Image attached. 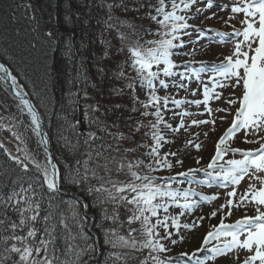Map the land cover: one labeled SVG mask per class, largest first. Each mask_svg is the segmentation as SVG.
<instances>
[{
	"label": "snow or ice",
	"instance_id": "6c2138e0",
	"mask_svg": "<svg viewBox=\"0 0 264 264\" xmlns=\"http://www.w3.org/2000/svg\"><path fill=\"white\" fill-rule=\"evenodd\" d=\"M199 3H206L207 9L217 6L212 0H140L138 3L134 0H98V3L93 0L92 6L104 13V19L97 20L101 36L99 43L103 46L100 59L110 56L112 44L108 34L112 31L119 40L115 52L125 54L124 59L110 69L113 79L120 82L119 87L113 86V92L118 96L128 95L134 105L130 111L143 118L134 120L132 116L127 117L126 123H131L130 131L125 133L119 131L118 120L107 122V111L101 119L95 115L101 111L99 105L89 104L90 123L96 131L83 138L80 147L87 159L77 160L78 167L68 177L73 184L87 182L85 190L93 194L102 207L112 206L110 212L104 209L105 219L111 220L113 225L106 230V243L117 250L110 257L111 264H128L130 252L145 249L148 255L140 264H148L149 258L154 264H181L180 258H187L183 264H192L193 261L194 264H208L241 249L248 253L242 264H264V175H261L264 173V143L255 150L233 148L229 144L242 130L245 143L264 140V137L248 139L250 134L258 135L264 131V0H233L230 8L233 15L229 20L236 14H243L244 18L240 21L242 29L233 26L231 33L190 24L189 20L196 17L189 13ZM21 7L30 9L32 5L25 3ZM218 7L227 10L229 5ZM141 9H147L144 18L156 25L155 29H143V34L140 26L115 14L117 10L139 13ZM203 11L197 6V13L202 14ZM31 19L36 17L33 15ZM192 31L196 32L197 41L208 33H215L220 38L216 41L218 43L234 41L232 54L218 64L200 61L198 68L192 67L191 60L177 62L174 57L186 46L184 37H191ZM144 35L154 38L144 40ZM46 37L50 44L57 39L54 30L48 31ZM96 67L104 76L105 67L99 62ZM0 71L5 74L0 80L5 79L8 69L0 64ZM205 73H211L207 80L202 79ZM85 82L86 78L81 81ZM11 83L16 85L15 76L11 77ZM192 83L197 87L190 88ZM92 86L96 87L95 84ZM229 87L233 89L232 95L236 88L241 89L239 97L226 101L230 106H239L230 126L216 142L215 153L206 166L190 167L175 175H159L183 167L181 149L172 150L183 132L204 124H212L214 130L215 119L186 122V118L204 114L211 117L210 101L221 98L223 93L218 89ZM137 89L143 92L144 99L136 94ZM201 89L202 99H188L189 95L195 97ZM80 91L88 97L87 91L83 88ZM161 91L164 95L160 94ZM180 91L185 95L178 98ZM16 95L30 114L34 131L40 135V115L21 93ZM201 104L205 106L203 113H193L186 107L199 108ZM120 108L121 104L114 105L115 110ZM215 111L230 112V109L217 108ZM149 117L151 119H147ZM114 128L117 130L113 131ZM66 130L74 132L75 124L67 123ZM97 132H103L104 136H98ZM137 133L141 134L140 140L135 139ZM12 134L16 136V133ZM204 135L207 136V132ZM104 137L113 143H108ZM61 139L66 145L76 147L68 137L62 135ZM166 146H169L168 151H163ZM192 147L199 151L201 144L187 140L183 145L185 150ZM229 153L233 157L239 154L242 158L225 159ZM8 156L15 167L0 173V264H90L96 249L93 243L87 242L84 218L76 211L75 205L61 207L64 202L57 203L55 199V194L62 190L63 179L58 164L48 156L45 164L33 160V168H30L26 162L29 160L27 154L23 159L10 153ZM201 161L202 158H197L196 164H201ZM100 171L104 175H100ZM200 173L204 178L196 179ZM246 176L256 181L259 187L257 183H250L240 195L239 202L234 204L231 198L237 196L236 186ZM184 183L188 187L179 186ZM193 183L197 186L231 187L232 191L226 193V202L212 211L210 218L225 208L228 212L219 225L212 226L200 248L190 254L181 253L178 259L162 258L160 254L171 251L162 241L175 245L174 233L182 241L181 229L199 227L204 219L200 216L191 223L182 224L180 217L185 213L191 214L201 203H211L219 198L216 194L207 196L197 192L192 187ZM197 196L199 200L194 199ZM247 204L254 206L255 215H245L231 224L224 222L226 216L232 215L233 207ZM173 208L181 210L178 215L169 211ZM121 209L127 213L125 220L120 219ZM122 229L126 234H122ZM198 253H204L203 258Z\"/></svg>",
	"mask_w": 264,
	"mask_h": 264
},
{
	"label": "trees",
	"instance_id": "16d2710c",
	"mask_svg": "<svg viewBox=\"0 0 264 264\" xmlns=\"http://www.w3.org/2000/svg\"><path fill=\"white\" fill-rule=\"evenodd\" d=\"M96 2L98 3V0ZM129 2H133V0H129ZM134 2L138 3L140 0H134ZM25 3H30L32 7L30 9L21 7ZM92 5L93 0H0V58L10 68L13 75L18 78L39 108L52 143L50 145H55L59 151L57 155L63 177L61 181L62 190L74 193L80 200L75 201L73 198L67 199L55 194L56 202L63 201L61 207L65 204L75 205L76 211L84 218L85 231L88 236L87 242L93 243L96 249L90 264H111L110 257L113 251L117 250L111 249L106 243V230L113 225L111 220L105 219L104 209L110 212L112 206L103 205L102 207L101 202L94 199L93 194L85 190L87 182L85 184H73L68 178L69 173L78 167L77 160L87 159L80 147L83 138L87 137L89 132L96 131V128L91 125L89 117L86 122L87 132L79 131L82 125L79 126L75 123L78 116L77 106L83 102L86 107L85 112L89 116L87 106L89 104L99 105L101 111L95 115L103 119L104 112L107 111V122L112 123L118 120L119 131L125 133L130 131L129 125L131 123H126L127 117L132 116L134 120L143 118L139 116V113L130 111L134 105L128 95L118 96L113 92V86L119 87L120 82L113 79L110 69H114L116 62L122 61L125 54L115 52L119 40L115 38V31H112L108 34V39L111 40L112 44L110 56L108 59H100L103 46L99 43L101 36L100 25L97 20H103L104 13ZM146 11L147 9H141L139 13H124L117 10L115 14L121 19L129 20L140 26L139 30L143 34V29H155L156 27L150 20L144 18ZM33 15L36 17L35 20L31 19ZM134 17L139 18L134 19ZM86 21L87 23H85ZM51 30L55 31L57 39L50 44L46 33ZM153 38L150 35L143 36L144 40ZM112 52L115 54L112 55ZM98 62L105 67L104 76H101L97 71ZM85 78L86 82L81 83ZM93 84L96 87H93ZM82 88L87 91V98L80 91ZM77 93L78 95H76ZM136 94L141 99L145 98L139 89H137ZM160 94L164 95V92L161 91ZM117 103L121 104L119 110L114 109V105ZM147 119H151V117ZM69 122L75 124L74 132L66 130V124ZM116 130L113 129V131ZM62 135L68 137L71 144L76 147L72 148L66 145L65 141L61 139ZM97 135L104 136L103 132H97ZM104 139L108 143H113L108 137H104ZM135 139L140 140L141 134L137 133ZM168 148L169 146H166V149ZM181 158L185 161V155L181 154ZM13 167H15L14 162H11L0 148V173ZM79 167L83 170L82 166ZM180 169V167H176L172 172L164 171L162 173L172 175L179 172ZM100 175H104L103 171H100ZM122 178L123 176H121ZM179 186L188 185L184 183ZM169 211L176 215L181 210L173 208ZM126 215L127 213L121 209L120 219L125 220ZM181 217L188 219L191 214L185 213ZM210 221L207 225L200 223L199 228H202L204 237L212 230L213 225L220 223L217 219ZM133 227H138V225H133ZM124 228H127L126 224ZM121 231L122 234H126L124 229ZM195 234L196 232L193 230L190 235ZM176 240L175 245L168 241H162L171 249V251L164 253L166 255H163L162 258H169V255L175 256L180 251L182 246L180 243L185 242L184 240ZM185 240H190V236H187ZM97 244H99L100 253H98ZM147 255V249L142 252H130L128 264H133L137 257L136 263L140 264V261ZM198 256L203 258L204 253H200ZM178 258L180 257H174V259ZM180 259L181 264L186 260L185 258ZM151 263L153 261L149 258L148 264ZM208 264L217 263L216 261H209Z\"/></svg>",
	"mask_w": 264,
	"mask_h": 264
},
{
	"label": "rangeland",
	"instance_id": "374dc122",
	"mask_svg": "<svg viewBox=\"0 0 264 264\" xmlns=\"http://www.w3.org/2000/svg\"><path fill=\"white\" fill-rule=\"evenodd\" d=\"M214 6L211 9L206 8V3H199L198 5H194L192 8L191 13L189 15H195V19H190L189 23L199 26L201 28H212L216 29L222 32L231 33L233 32L234 28L236 29H242L243 25L240 23L241 20H243V14H236L235 17L231 20H229V17L233 14L231 13V5L233 3V0H212ZM228 4L229 8L227 10H221L218 5H224ZM197 6L201 9H204L203 13H197L196 8ZM213 14H215L213 16ZM212 16V19H208L207 17ZM234 26V28H233ZM191 31V30H190ZM197 34L195 31L191 32V37H186V46L183 48V56H186L189 53L193 52V49H198L197 54H202L201 59H197V61H205L209 64L212 63H220L225 56L231 55L233 48H234V41L227 42L226 44L218 43L216 41H219V37L215 35V33H208L206 36L202 37L199 41H197ZM225 47V48H224ZM193 54V53H191ZM177 62H180V60L175 59ZM186 60V59H184ZM197 66L199 67V62L197 63ZM195 67V66H194ZM211 75V73L204 74L202 79L207 80L208 76ZM197 84L192 83L190 85V88H196ZM218 91H222V96L219 100H212L210 101L209 106L213 109L212 116L209 117L207 114L204 115H195L193 117L186 118V122L190 121L191 119H197V120H209V119H215V127L213 130L212 124H204L199 126H192L188 129L187 132H183V135L180 136V138L177 140L176 145L172 147V150L181 149L182 155H185V161L183 167H180V171H185L187 168L190 167H197L202 168L206 166V164L209 162L211 157L215 153V145L218 139L223 135L225 130L230 126L235 109L239 106L232 105L230 106L226 101L230 98L239 97L241 94V89L236 88L234 90L232 88H226L223 90L218 89ZM24 92L27 93L25 90ZM25 93V94H26ZM28 94V93H27ZM182 97L185 95V93H181ZM29 96V94L27 95ZM32 103L35 105V102L32 100V98L29 96ZM188 99H202V89L200 92L196 94L195 97L188 96ZM189 111L193 113H203L204 112V105L201 104L199 108L193 107V106H186ZM35 108V107H34ZM221 108V109H230V112L225 111H215V109ZM86 107L83 102H81V106H77V114L76 117L77 121H80L76 123L77 125L81 126L82 129L87 132L86 122L88 120V115L86 114ZM40 112V111H39ZM223 117V119H221ZM43 119V117H42ZM175 124L176 121H173ZM85 124V126H84ZM43 125L46 128L45 121L43 119ZM85 127V128H84ZM16 133V136H13L12 133ZM83 132V133H85ZM207 132V136L204 135V133ZM48 133V132H47ZM198 134V135H197ZM17 137H19L17 139ZM259 137H264V131H260L258 135H249V140H257ZM187 140H192L194 143L201 144V149L197 151L194 147L184 149L183 145ZM245 134L242 130L236 135V138L229 141V144L233 148H241L245 150H255L260 147L262 143H264V140H260L259 143H245ZM51 140L49 139V149L52 154L53 162L57 163L58 166L61 168L58 162V155L59 152L57 148H55V145H50ZM0 145L3 147H0L4 154L9 158L8 154L10 153L13 156H18L21 159L24 158V156L27 154L29 156V160L26 161L29 163L30 168H33L32 161H36L40 164H45L47 161V156L43 152V149L40 146V143L37 140V137L34 135V133L24 124L21 114L19 110L17 109V106L15 102L11 99V97L6 93V91L1 87L0 85ZM165 151H168L165 147ZM202 158L201 164H196V159ZM230 158H236L241 159L242 157L237 154L235 157L232 156L231 153H229L228 156L225 157V159ZM12 162V160H11ZM159 175L165 176L168 174L161 173ZM170 175V174H169ZM261 175H264L262 173ZM199 176L203 177V174L200 173ZM250 183H257L254 180H251L249 177L246 178L238 187L236 190L237 196L233 197L234 204L239 202V197L241 194H243L249 187ZM195 184V183H193ZM242 185V186H241ZM202 189V193L211 196L213 194L218 195V199L215 201H212L211 203H201L200 206L195 209L191 213V217L188 219L183 217H180V220L183 223H191L192 221L196 220L197 217L203 216L204 219L200 223H205V225L209 224L211 219H217L221 220L222 217L225 216V214L228 212V208H225L223 212H217L216 217L210 218V214L212 211L218 209L220 205L224 204L226 202V193L217 191L219 187H207V186H199ZM257 187H259V184L257 183ZM67 199L73 198L75 201H80L72 192H68L65 190H61L60 193H57ZM194 199L199 200V197H194ZM235 208H238L242 210V212L236 214L233 216L234 212L236 210ZM123 210V209H122ZM255 208L252 204H247L246 206H240V207H233L232 208V215L226 216V219L228 217H232V222L234 223L237 219L242 218L245 215H255ZM175 215V214H174ZM178 215V214H176ZM228 220V219H227ZM170 230H172L170 228ZM193 230L196 232L195 235H190L193 233ZM161 235H163V232H161ZM180 235L183 236V240L185 243H180L182 246L180 247V251L177 252L175 256L169 255V258L174 257H180L181 253H192L196 249L201 247V244L203 242L204 236L202 234V228L196 227L192 230H181ZM187 236H190V240H185ZM172 239H179L178 236L173 235ZM243 239V238H242ZM192 240V241H191ZM181 241V240H180ZM179 245V246H180ZM196 245H198L196 248H194ZM97 250L98 253H100V247L99 244H97ZM163 255H166L164 253L161 254V257ZM248 255L246 250H238L228 253V255L221 256L218 259V262L221 258V261L223 263H234V264H242V260ZM138 257L133 261V264H137ZM229 263V264H230ZM151 264H154L151 263Z\"/></svg>",
	"mask_w": 264,
	"mask_h": 264
},
{
	"label": "bare ground",
	"instance_id": "6f19581e",
	"mask_svg": "<svg viewBox=\"0 0 264 264\" xmlns=\"http://www.w3.org/2000/svg\"><path fill=\"white\" fill-rule=\"evenodd\" d=\"M1 59V58H0ZM1 64V62H0ZM3 64L5 65V63L3 62ZM7 67V65H5ZM5 74L3 71H0V77H4ZM12 73L10 71H8V76L5 79L0 80V85L1 87L6 91V93L11 97V99L15 102L17 109L19 110L22 120L24 122V124L34 133V135H36L38 142L40 143L41 148L43 149V152L47 155L48 157V153H47V149H48V145H47V139L44 136V134L41 131L40 135H37L36 132L33 129V126L31 125V117L30 114H28L27 109L24 107V105H22L20 103V99L18 98V96L16 95L17 92L21 93L25 99L28 100L27 95L25 94L23 88L21 87V85L19 84L20 81L18 80V78L16 77V85H13L11 83V77H12ZM19 82V83H18ZM31 103V101H30ZM32 104V103H31ZM35 107V110L39 111L38 106L35 104H32ZM46 142V143H45Z\"/></svg>",
	"mask_w": 264,
	"mask_h": 264
},
{
	"label": "water",
	"instance_id": "95a60500",
	"mask_svg": "<svg viewBox=\"0 0 264 264\" xmlns=\"http://www.w3.org/2000/svg\"><path fill=\"white\" fill-rule=\"evenodd\" d=\"M0 62H1L2 65H4L3 62H2L1 60H0ZM4 67L7 68L5 65H4ZM7 69H8V68H7ZM28 100H29V99H28ZM36 111H37V110H36ZM48 156H51V155H49V153H48ZM51 158H52V157H51ZM52 160H53V159H52Z\"/></svg>",
	"mask_w": 264,
	"mask_h": 264
}]
</instances>
